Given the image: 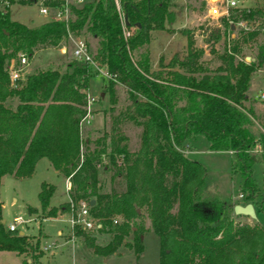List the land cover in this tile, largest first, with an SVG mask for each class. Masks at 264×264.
<instances>
[{
	"label": "trees",
	"instance_id": "trees-1",
	"mask_svg": "<svg viewBox=\"0 0 264 264\" xmlns=\"http://www.w3.org/2000/svg\"><path fill=\"white\" fill-rule=\"evenodd\" d=\"M117 3H67L66 23L49 19L32 26L11 20L7 9H0V177H28L34 163L45 158L67 178L68 201L92 200L88 214L100 225L97 231L108 232V243L92 244L76 227L74 233L100 255L122 246L133 250L137 259L149 230L158 238V264H264V229L236 223L231 202L207 185L202 165L184 153L186 141L198 136L207 140L209 150L230 152L232 173L242 180L238 193L243 204L264 212L252 178L253 165H264V100L263 109H256V98L248 94L257 72L264 89V0L232 14L231 21L246 22L248 30L239 28L231 38L235 27L222 18L220 26L208 32L206 50L218 60L214 68L203 60L206 50L194 45L189 30L182 31L186 34L183 57L150 67L151 32L166 30L173 22V2ZM43 4L50 12L60 1ZM125 28H133L130 36L123 35ZM66 32L90 38L92 60L110 76H100L111 101L109 126L92 148L88 137L77 135V122L84 114L87 80L97 74L95 70L69 62L64 70L36 69L14 87L8 86L6 67L10 60L16 62L17 53L29 60L36 49L64 43ZM259 35L262 40L257 42ZM252 43L255 49L245 62L244 47ZM119 90L128 103L116 107ZM128 123L140 127L137 151L128 149L124 132ZM99 166L110 173L106 192H101L98 182ZM39 185L38 222L55 212L47 201L52 185ZM34 211L26 207L27 214ZM145 217L148 227L142 223ZM39 242L38 236L7 231L0 222V251L39 264L43 254Z\"/></svg>",
	"mask_w": 264,
	"mask_h": 264
},
{
	"label": "rangeland",
	"instance_id": "rangeland-1",
	"mask_svg": "<svg viewBox=\"0 0 264 264\" xmlns=\"http://www.w3.org/2000/svg\"><path fill=\"white\" fill-rule=\"evenodd\" d=\"M171 1L180 6L175 8V11H173V22L170 25H167L168 28L166 30H157L151 32L152 35L148 45V51L149 58L152 61V65L150 67L153 69L159 68L160 65L167 64L170 58L173 56L180 58L184 56L186 53V34L182 33L183 30H189L192 33L194 45L197 48L202 47L206 50V39L209 34L208 32L211 29L216 28V26H220V19L214 21L206 16L207 3L205 4L204 0ZM243 1L247 6L261 5L262 2V0ZM38 7L39 5L37 4V0L34 2L9 0L7 4L0 5V9L5 8L8 10L11 20L22 22L29 26L50 19L49 16L38 13ZM234 27L235 35L237 29L240 27L237 25ZM83 39L87 41L88 50L91 51L92 48H94V42H92V40L87 37H83ZM261 40L262 36L259 35L256 41L260 42ZM63 46L65 47V53L60 54L58 48ZM69 48V44L62 43L59 46L52 48L36 49L30 57V62L25 67L26 71L31 73L36 69H42L48 66H54L57 67L58 70H64L65 65L69 64V62L71 64H76L75 60L71 58L70 53H68ZM215 49L221 51L222 48L219 44H216ZM254 49L255 47L253 43L250 44L249 47H244L243 52L246 54L245 57H249L248 54L253 53ZM203 60L210 68H214L218 64V60L215 55L208 54V50L205 51ZM260 74L261 73H256L253 77V80L251 79L252 86H250V93L255 92L254 90L261 86ZM95 76L96 77L90 78L91 84L94 86L97 84L98 80H100L99 78L101 75L97 72ZM94 86H92L91 89L94 88ZM103 89L104 86H97L96 90L94 89L91 92L86 90L85 93L94 97V101H92L94 103H92L90 107V114L92 110H100L104 107L107 109L106 113L108 114L109 108L108 102L106 101L107 95L103 101L99 102L98 94L99 92H102ZM255 100L257 101L258 108L262 110V101L257 99ZM118 101L119 102L116 104V107H119V105L123 106L124 103H128V101H126V95L121 92V90L118 92ZM98 116L99 118L102 117L100 113ZM97 119L98 118L92 120L91 123H96ZM105 121H107V118ZM105 121L103 120L102 127L104 126V123H106ZM102 127L98 129L99 133H96L95 128L91 125L89 126L88 123L86 126H81L79 129L77 128V135H79L80 138L88 137L90 141H94L98 135L99 137L102 135L100 132ZM253 129L255 131L259 130L257 125L254 126ZM139 131L140 127L138 125L135 126L130 123H128L124 131L128 138L127 144L130 151L138 150V146L140 144ZM91 142L89 144H91ZM188 144L192 151L187 154V157L202 165L204 168V178L207 185L210 187H215L219 191L220 195L226 200L230 201L233 206L237 205V203L244 205L242 198H240L238 195L239 186L242 180L240 179V175L238 173L234 174L231 170L233 165L232 162L234 160L233 155L228 151L215 152L209 150L207 147V140L200 136L188 139ZM187 148L188 147H186L185 150ZM35 169L36 170L32 177L30 179H23V181L13 180L8 175L0 178V216L4 221L3 225L5 228L7 227L8 223L12 221V217H18L23 221L15 225L18 232L24 235L26 234L29 236L41 237V234L36 231L38 222V218L36 219V216L39 214V208H37L38 202H36L35 199V192L37 189L36 184L39 180H50L53 182L52 184L55 185V189L49 198L51 203L63 200L64 192L60 177L50 176V173L45 169H41L40 166L36 167ZM263 177L264 165L261 163L254 164L252 168V178H254L258 188L256 191V194L259 195L257 197V201L261 202L262 206H264ZM97 178L101 185V192L108 191L110 187L109 172L107 170L105 171L104 167L99 166ZM122 187L123 183L121 186L119 185V187H117V190H120ZM26 205H30L37 209L27 215L25 211ZM253 211H255L254 218L238 214L234 216L235 222L249 225L257 224L264 229V212L258 211L255 205ZM64 212L67 215L68 206ZM65 214H61L55 219H46L42 221L43 231L49 237L40 239V243L42 242L43 244L47 245V247L45 250H42L44 255H42L39 259V264H158V238L152 231L148 230L144 233L142 239L143 250L137 259L134 257L133 250L122 246L118 247L116 250L117 254H109L108 256H104L97 253H91L89 249L84 248L79 243L72 244L75 239L78 241L83 239L79 236H76L75 233L73 234L75 229L71 233L68 232V236L63 234L60 235L61 238L56 236L55 232L61 227V225L64 224L67 219ZM142 223L144 227H148V219L146 217L143 218ZM87 236L89 239H92V244L97 246H104L109 240L108 233L90 232L87 234ZM52 237H55V240L51 241ZM130 237L131 236H129L128 239H130ZM66 240H69L72 243L63 242ZM49 249H53L54 251L52 256L48 254ZM15 256L16 254L13 252L0 251V264H25V259H28L26 256H21V260Z\"/></svg>",
	"mask_w": 264,
	"mask_h": 264
},
{
	"label": "built area",
	"instance_id": "built-area-1",
	"mask_svg": "<svg viewBox=\"0 0 264 264\" xmlns=\"http://www.w3.org/2000/svg\"><path fill=\"white\" fill-rule=\"evenodd\" d=\"M35 0H33L34 2ZM54 1H60V6L53 7L51 11L49 12V8L43 4V2H54ZM115 3L118 6L117 0H114ZM83 0H37L38 7V13L49 16L50 19L62 21L64 23L67 22V18L69 16L68 11V4L67 3H82ZM7 0H0L1 4H7ZM207 3V10H206V16H208L212 20H218L224 18L229 24H231L232 27L239 26L243 30H248L250 28V25L246 24V22H243L241 20L237 22H232L231 17L232 14L246 10L248 11V8L251 5H245L243 0H206ZM218 24V23H217ZM219 25V24H218ZM133 32V28H125L123 30V35L130 36V34ZM234 34H232L230 37L232 38ZM63 44H69L70 48L68 53H70V56L73 60H75L76 63L82 64L84 67L86 66L89 69L95 70L96 72L100 73V75L105 78H109V74H107L106 70L100 69L97 67V64L94 60H92L91 53L88 51L87 44L85 42V39L82 37H79L77 35L71 34L70 32H66L65 39ZM59 52L61 54L65 53V47H60ZM16 62H13L12 60L9 61L6 67L7 71V80H8V86L14 87L18 82H20L28 72L26 71V66L28 64V60L25 55L22 53L16 54ZM249 58V57H248ZM245 62H249V60L244 57ZM257 98L260 100H264V89L262 92L256 94ZM94 101V97L88 95L87 93H84V114L79 118L77 123V128L79 129L84 124H87L90 116V107L92 105V102ZM260 146L256 145V149H259ZM67 180V178H66ZM67 189L69 187V184L67 183ZM240 198H242L241 194H238ZM68 201V200H67ZM88 203L84 200H77L76 202L68 201V213L66 215V223L69 228V230H73L74 227L78 228L81 231H90V229H95L99 227V224L95 223L94 218L89 216L88 214ZM23 222L18 217H13L12 221L8 223L6 230L12 231L15 230V225L18 223ZM47 245L41 246L42 250H45Z\"/></svg>",
	"mask_w": 264,
	"mask_h": 264
},
{
	"label": "crops",
	"instance_id": "crops-1",
	"mask_svg": "<svg viewBox=\"0 0 264 264\" xmlns=\"http://www.w3.org/2000/svg\"><path fill=\"white\" fill-rule=\"evenodd\" d=\"M32 2H33V0H32ZM173 2V1H172ZM173 4H174V6L172 7V10L173 11H175V8H177V7H180V6H178V5H176L174 2H173ZM182 6V5H181ZM7 12H8V10H7ZM9 15V14H8ZM10 18V17H9ZM32 26V25H31ZM153 32V31H152ZM79 37H81V36H79ZM83 38V37H82ZM58 51H59V48H58ZM60 53V52H59ZM61 54V53H60ZM250 57V56H249ZM30 62V59L28 60V63ZM152 65V61H151V59H150V66ZM257 73H261V72H257ZM261 75V74H260ZM255 76V75H254ZM253 76V77H254ZM92 77H96V76H92ZM253 77H252V80H253ZM91 78V77H90ZM90 78L87 80V84H86V89H85V92H86V90H88V91H92V90H96V87L97 86H104V89H105V85H104V83H102V80H101V78H99L100 80H98V82H97V84L94 86V85H92L91 84V80H90ZM98 79V78H97ZM261 80V79H260ZM100 81V82H99ZM102 83V84H101ZM263 80H261V86L259 87V88H257L256 90H254L255 92H253V93H250V90H249V97H253V98H256L257 100H260V99H258L257 98V96H256V94H258V93H260V92H262L263 91ZM92 86H94V88H92L91 89V87ZM252 86V85H251ZM104 89L102 90V92H99V102L100 101H103L104 100V98L106 97V95H107V98H106V101L108 102V108H110L111 107V101H110V97H109V94L107 93V92H104ZM250 89H251V87H250ZM252 91V90H251ZM118 97V96H117ZM6 105L8 104L10 107H13L15 104H14V102H7V103H5ZM254 104H255V108L256 109H260V108H258V104H257V101H255L254 102ZM106 108L104 107V108H102V109H100V110H92V112H91V116L89 117V120H88V122H87V124L89 123V126L91 125L92 127H94L95 128V131H96V133H99L98 132V129H100V127H102V122H103V120L105 121L106 120V118H107V121H105L106 123H104V126L102 127V130H100V132H101V134L102 135H100V137H99V135L95 138V140L96 139H98V138H101L104 134V131H106L107 129H108V126H109V124H108V120H109V118H108V114L106 113ZM97 112H99L100 113V115L102 116V117H100L99 118V113H97ZM106 117V118H105ZM96 118H98L97 119V122L96 123H91V121L92 120H95ZM105 118V119H104ZM87 124H84L83 126H86ZM88 127V126H87ZM92 141V140H91ZM91 145V146H90ZM88 147L89 148H92V147H94V141H92L91 142V144H88ZM98 147V146H97ZM186 147H188L186 150H185V154H186V156H187V154L188 153H190L192 150H191V148L189 147V144H188V140L186 141V143H185V148ZM230 153V152H229ZM102 162L104 163L105 162V158L104 157H102ZM40 166V168L41 169H45L46 171H48L49 173H50V176H54V177H60L61 178V184H62V188H63V192H64V199L63 200H60V201H56L55 203H51L50 201H49V198L51 197V195H52V193H53V191H54V189H55V185H53L52 183V181H45V180H39L38 181V183L36 184L37 185V189H36V192H35V199H36V193L38 192V190H39V183H45V184H49V185H52V187H53V191H52V193H51V195L49 196V198H48V207H52V208H54L55 209V213H54V216H52V217H45V218H42L41 219V221L40 222H37V228H36V231L39 233V234H41V237H39L40 239H42V238H44V237H49L47 234H45L44 233V231H43V226H42V221L43 220H46V219H55V218H57V216H60L61 214H65V212H64V210L62 209V205L63 204H65L66 202H67V198H68V189H67V180H66V177L65 176H63L58 170H54L53 168H51V166L49 165V163L47 162V160L45 159V158H43V157H41V158H39V160H37L35 163H34V165H33V170H32V173L28 176V177H23V178H16V177H14L13 175H11V174H6L5 176H9V177H11L13 180H16V181H23V179H30L31 177H32V175L34 174V172H35V168L36 167H39ZM110 174V173H109ZM97 175H98V173H97ZM5 176H2V177H5ZM2 177H0V178H2ZM37 202V201H36ZM0 207H1V203H0ZM26 207H32V206H30V205H26L25 206V211H26ZM33 209H37L38 208V206H37V208H35V207H32ZM57 209V210H56ZM0 211H1V209H0ZM27 214V213H26ZM28 215V214H27ZM36 215V214H35ZM66 215V214H65ZM13 218V217H12ZM2 220V219H1ZM36 220V219H35ZM37 221V220H36ZM4 221L2 220V223H3ZM98 228V227H97ZM16 229V228H15ZM74 229H75V227H74ZM73 229V230H74ZM73 230H69V228H68V226H67V223H66V221L64 222V224L63 225H61V227L55 232V234H56V236H59L60 237V235L61 234H63V235H65V236H68L69 235V233H71V232H73ZM69 232V233H68ZM83 233H85V235L87 236V234L88 233H90V232H96V233H106V232H102V231H97V229L95 228V229H90V231H82ZM108 233V232H107ZM18 234H21L20 232H18ZM73 234H74V232H73ZM75 235L76 236H79V237H81V238H83L82 237V235H80V234H76L75 233ZM61 238V237H60ZM53 240H55V237H52L51 238V241H53ZM62 240V239H61ZM109 241V240H108ZM56 242V241H55ZM63 242H69V243H72V242H70L69 240H66V241H63ZM74 243H79L80 245H82L84 248H87V247H85L84 246V239H82L81 241H78V240H74V242L72 243V244H74ZM39 245H40V251H42V249H41V246H44L45 244H43L42 242L40 243L39 242ZM54 249V248H53ZM53 249H49V251H48V254L50 255V256H52L53 254H54V251H53ZM88 249V248H87ZM90 250V252L91 253H94V252H92V250L91 249H89ZM4 252V251H3ZM113 255L114 254H117V251H115V252H113L112 253ZM42 255H44V254H42ZM109 255V254H108ZM107 255V256H108ZM15 257H17V258H20L21 260H22V258H21V255H17L16 254V256ZM26 263H28V259H25V264Z\"/></svg>",
	"mask_w": 264,
	"mask_h": 264
},
{
	"label": "water",
	"instance_id": "water-1",
	"mask_svg": "<svg viewBox=\"0 0 264 264\" xmlns=\"http://www.w3.org/2000/svg\"><path fill=\"white\" fill-rule=\"evenodd\" d=\"M247 60L250 59V57H246ZM92 204V200H89L88 206ZM232 212H234L235 215H244L250 218H254L255 216V211H253V207L251 204L247 203V204H238L233 206V210ZM0 222L2 223V220H0Z\"/></svg>",
	"mask_w": 264,
	"mask_h": 264
}]
</instances>
